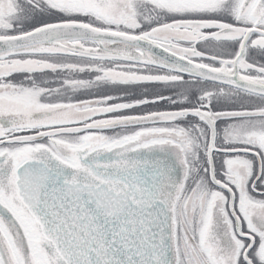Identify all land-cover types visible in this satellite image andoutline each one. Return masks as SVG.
<instances>
[{"label": "snow or ice", "instance_id": "obj_1", "mask_svg": "<svg viewBox=\"0 0 264 264\" xmlns=\"http://www.w3.org/2000/svg\"><path fill=\"white\" fill-rule=\"evenodd\" d=\"M0 264H264V0H0Z\"/></svg>", "mask_w": 264, "mask_h": 264}]
</instances>
